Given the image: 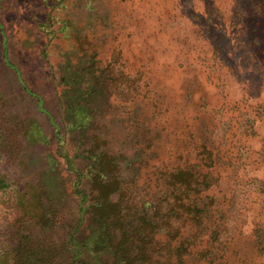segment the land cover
<instances>
[{"label":"rangeland","instance_id":"1","mask_svg":"<svg viewBox=\"0 0 264 264\" xmlns=\"http://www.w3.org/2000/svg\"><path fill=\"white\" fill-rule=\"evenodd\" d=\"M243 2L0 0V264L23 255L19 233L30 231L23 221L42 212L31 194L57 198L55 174L45 169L58 166L59 143L45 113L67 129L73 118L63 96L94 86L92 123L105 129L110 150L128 153L122 164L132 212L148 202L163 214L177 208L172 176L192 169L203 157L197 146L206 145L217 153L209 195L232 228L264 226V29ZM5 39L20 80L4 66ZM70 65L95 72L68 84L61 78ZM24 87L43 98L42 109ZM80 134L67 135L71 158L79 143L70 139Z\"/></svg>","mask_w":264,"mask_h":264},{"label":"trees","instance_id":"2","mask_svg":"<svg viewBox=\"0 0 264 264\" xmlns=\"http://www.w3.org/2000/svg\"><path fill=\"white\" fill-rule=\"evenodd\" d=\"M243 3L246 4L244 12L249 11V16L254 9L251 16L255 19L251 22L264 29L261 23L264 21V0H244ZM5 42L4 66L19 74L10 61L6 39ZM66 67L67 72L61 79L68 84L83 74L95 72L93 66L83 70L72 69L71 65ZM17 79H21L20 74ZM24 91L36 100L40 109L43 108V98L39 94L26 87ZM98 93V86H94L63 96L65 112L73 118L65 130L59 127L54 116L41 110L46 112L59 143L57 155L52 159H57L58 166L55 168L52 163L50 169H45L46 173L54 172L52 181L58 192L57 198L46 190L43 195L42 192L39 195L36 192L37 196L31 194L32 203L38 200L42 212L37 215L32 210L29 213L31 221H23L26 225L29 223L26 228L30 231L19 233L25 250L17 264H264V226L256 227L254 232L244 227L232 228L226 212L220 210L214 196L209 195L212 191L209 178L217 167V153L206 145L197 146L203 157L192 169L186 167L172 176L177 208L163 214L158 208H149L151 203L148 202L147 209L132 212L127 206L129 192L125 188L127 182L123 178L122 164L128 153L110 150L108 134L100 133L105 129H98L91 121L89 107ZM70 98L73 100L67 103ZM81 101L86 103L79 110L77 103ZM110 114L104 113V116ZM114 117L111 116V121ZM92 130L96 131L93 135L90 134ZM77 131L83 134L78 141L70 139V142L79 143L71 158L64 146L67 135ZM42 134L41 130L36 134L38 143L44 141ZM79 161L87 162V169L76 168ZM134 162L129 163L132 170L138 168ZM64 165L69 168L67 175L63 173ZM70 172L76 176L71 184ZM30 192L28 189L27 195ZM177 192L180 194L176 195ZM71 202L78 210L70 209ZM69 218L72 222H68Z\"/></svg>","mask_w":264,"mask_h":264}]
</instances>
